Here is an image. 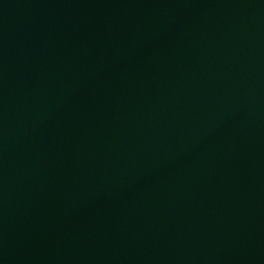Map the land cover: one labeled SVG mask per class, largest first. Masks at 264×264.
<instances>
[{"label":"water","instance_id":"1","mask_svg":"<svg viewBox=\"0 0 264 264\" xmlns=\"http://www.w3.org/2000/svg\"><path fill=\"white\" fill-rule=\"evenodd\" d=\"M0 264H264V0H0Z\"/></svg>","mask_w":264,"mask_h":264}]
</instances>
